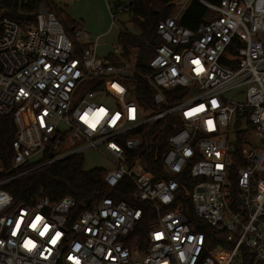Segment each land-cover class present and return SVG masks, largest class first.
<instances>
[{
  "label": "built area",
  "instance_id": "obj_1",
  "mask_svg": "<svg viewBox=\"0 0 264 264\" xmlns=\"http://www.w3.org/2000/svg\"><path fill=\"white\" fill-rule=\"evenodd\" d=\"M12 1L0 0V119L13 128L8 168L0 156V264H245L246 254L264 264V0H200L214 17L196 29L180 24L187 2L158 24L160 44L145 43L148 76L137 71L142 46L100 58V38L70 36L51 0L19 8L24 21L9 15ZM168 129L158 175L145 164ZM47 151L50 163L113 159L105 184L133 189L146 208L111 196L85 210L69 196L17 205L7 187Z\"/></svg>",
  "mask_w": 264,
  "mask_h": 264
},
{
  "label": "trees",
  "instance_id": "obj_2",
  "mask_svg": "<svg viewBox=\"0 0 264 264\" xmlns=\"http://www.w3.org/2000/svg\"><path fill=\"white\" fill-rule=\"evenodd\" d=\"M129 11L132 18L131 23L139 30L140 36L136 37L129 34L127 31H122L119 36V43L127 50L131 47L142 46L143 51L140 55L137 71L144 76L149 75V68L147 65L148 58L152 52L145 47L146 42H153L160 44V39L157 36L158 24L162 21L171 18L174 11H176V3L178 0H129ZM212 5H220L223 0H203ZM19 0H13L10 3L9 15L20 21L25 18L19 15V8L27 13H34L37 11L41 0H31L27 5H19ZM59 19L63 22L66 32L73 36V34L81 29L80 25L72 21L65 13L56 10ZM211 14V16H209ZM209 16V17H208ZM206 6L200 0H193L181 17L180 24L190 29H196L204 21L213 18ZM34 18H31L33 21ZM34 22V21H33ZM143 92L147 99L146 102L139 99L141 105L145 108L147 115H150L156 109L153 102V93L146 87H143ZM158 125L155 129H159ZM154 129V130H155ZM148 130V129H146ZM143 132H147V131ZM13 134L12 122L10 117L0 119V156L5 168H8L12 161L11 139ZM171 130H165L160 138L155 142V145L160 148L159 160L155 165L145 167L149 171L156 170L158 175L162 168L161 157L168 150V137ZM152 150L147 156L148 160H154ZM54 159V155L47 151L44 154L43 160L35 166H28L26 170H35L29 172L27 175L15 180L8 187L7 191L14 197L17 205L29 204L38 199L50 198L52 202L56 203L64 197H72L78 203L79 210H85L91 202H97L102 198L111 196L118 201H125L134 205L131 202V194L133 189L125 192L118 188L110 190L103 181L104 169H94L86 171L84 169L83 155H74L64 160L50 163ZM185 177L189 183H185V187L191 190V179H189V172L185 173ZM136 208H146L143 205L135 204ZM155 222L152 215H148L141 224V235H145L147 228ZM192 224V220H190ZM198 231V230H197ZM246 263L252 264V259L246 254Z\"/></svg>",
  "mask_w": 264,
  "mask_h": 264
},
{
  "label": "rangeland",
  "instance_id": "obj_3",
  "mask_svg": "<svg viewBox=\"0 0 264 264\" xmlns=\"http://www.w3.org/2000/svg\"><path fill=\"white\" fill-rule=\"evenodd\" d=\"M192 1L178 0L177 9L172 17L176 15L179 8ZM51 3L56 10L65 13L72 21L77 22L81 29L85 30L88 36L80 40L82 44L90 45L95 42L96 38H100L97 46V55L100 58L113 53L119 45V36L122 31H127L134 36L139 35V30L131 23L130 14L120 13L118 9L119 6L129 5V0H51ZM83 159L86 171L115 169L113 159L99 152H86Z\"/></svg>",
  "mask_w": 264,
  "mask_h": 264
},
{
  "label": "snow or ice",
  "instance_id": "obj_4",
  "mask_svg": "<svg viewBox=\"0 0 264 264\" xmlns=\"http://www.w3.org/2000/svg\"><path fill=\"white\" fill-rule=\"evenodd\" d=\"M94 126V125H93ZM33 227H35V225H33ZM43 235V233H41ZM52 243H55V240L52 241Z\"/></svg>",
  "mask_w": 264,
  "mask_h": 264
},
{
  "label": "crops",
  "instance_id": "obj_5",
  "mask_svg": "<svg viewBox=\"0 0 264 264\" xmlns=\"http://www.w3.org/2000/svg\"><path fill=\"white\" fill-rule=\"evenodd\" d=\"M140 36V32H139V35H137L136 37Z\"/></svg>",
  "mask_w": 264,
  "mask_h": 264
},
{
  "label": "clouds",
  "instance_id": "obj_6",
  "mask_svg": "<svg viewBox=\"0 0 264 264\" xmlns=\"http://www.w3.org/2000/svg\"><path fill=\"white\" fill-rule=\"evenodd\" d=\"M98 116L100 115V114H97Z\"/></svg>",
  "mask_w": 264,
  "mask_h": 264
}]
</instances>
